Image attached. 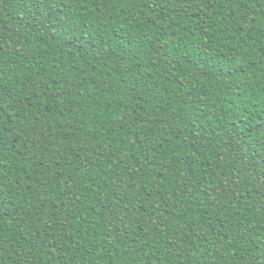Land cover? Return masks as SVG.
<instances>
[{
	"label": "trees",
	"instance_id": "1",
	"mask_svg": "<svg viewBox=\"0 0 264 264\" xmlns=\"http://www.w3.org/2000/svg\"><path fill=\"white\" fill-rule=\"evenodd\" d=\"M0 264H264V0H0Z\"/></svg>",
	"mask_w": 264,
	"mask_h": 264
}]
</instances>
